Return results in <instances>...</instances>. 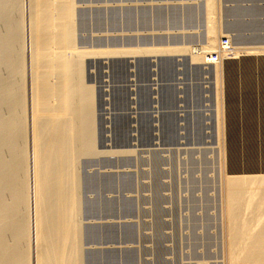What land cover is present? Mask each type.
<instances>
[{
    "label": "rangeland",
    "instance_id": "374dc122",
    "mask_svg": "<svg viewBox=\"0 0 264 264\" xmlns=\"http://www.w3.org/2000/svg\"><path fill=\"white\" fill-rule=\"evenodd\" d=\"M39 1L40 4L45 2V5L42 4L43 9H41L42 5H38ZM39 1L0 0V125L4 123L1 126L7 127L5 130L6 133L9 132L7 135L14 130L10 135L12 140L6 139L9 137L6 136V133L0 136V139L4 140H0V148L6 145L4 148L7 149L1 148L3 150V157H1L3 166L7 168L10 164L8 168L10 173H4L2 179L3 182H7L11 178L10 175H14V180H17L24 187L21 189V185H16L17 182L15 181L14 189H16L13 190V185L9 181L10 183L5 184L11 185V188H8L9 191L12 190L13 195V192L15 194V191L19 190L20 193L17 191L19 194L16 193V197L13 195L18 198L19 203V200L23 198V195L20 196L21 191H24L22 194L30 195V192L27 191L28 182L36 179L37 169L29 168V164L24 162L18 165L16 160L24 161V159H20L21 154H23V158H28L24 154L25 151L29 156L25 162H29L30 155L33 153L35 156H40L42 162L44 155L41 153H46V151H41L48 150L55 144L61 133L59 129L64 120L70 121L73 117L71 124L79 126V123H76L80 122L81 127H84L86 116L82 115L87 113V117L90 118H87L86 123L91 125L90 127L88 124L92 135L90 133L83 134L81 135L82 140H79V136L72 137L71 146L74 144L75 146L71 150L76 152L79 148L80 150L87 149L88 144L92 149L77 151L76 153L80 156L70 151L64 156V162L62 161L64 164L70 163L71 168L74 169V171L72 169L74 173L71 172L72 175L74 174L72 192L73 195L75 194L74 204L77 212H74L73 215L76 217L73 216V218L77 219H75L77 224L72 223V230L74 229V232L78 233L80 264H228L229 220L225 182L226 175H229L230 171L228 165L225 166L228 162L225 147L227 144L226 141L223 142L226 140V135L222 134V130L225 128V124H222V120L225 119L222 100L224 101V92L236 82L238 77L236 72L232 73L234 70L231 68L232 71L229 68L218 70L217 65L221 63V54L219 63H207L206 61H211L210 58L213 54L219 52L224 38L230 40L233 48L231 53L234 51L236 54L256 53L258 51V53H264V0H215L217 2L212 0L214 6L217 4L212 11L215 16L208 12L207 0H55L59 5L56 3L53 5L51 3L53 0ZM48 1L53 7H50V4H48L50 6H46ZM33 5L37 6L38 11L41 9V13H59L57 14L58 17L55 15V19L53 16L52 19L51 16L43 14L45 16L43 18L44 16L39 14L40 18ZM47 9L49 13H47ZM53 9L55 13L52 12ZM57 10L59 11L56 12ZM35 13L38 15H36L37 17ZM208 16L211 18L210 21ZM36 21L40 23L41 27L43 26L42 29L40 26L38 27L39 24L37 22V25ZM46 21L52 23L49 22L51 23L49 24ZM213 23L212 26L217 30L218 45H216L217 49L210 50L207 49L210 37L208 28ZM33 28L35 29L33 33L35 31L36 36L31 31ZM49 29L51 33L53 29L54 36L53 33H49ZM58 33H61L62 39L58 38ZM46 36L49 38H45ZM31 37H34L33 40ZM42 37L48 41V45L47 41L42 40L41 42ZM38 42L39 44H37ZM57 45L59 47L54 48ZM32 47L40 57L35 54ZM44 49L47 50L44 51ZM41 50L46 53L48 51L50 56L46 54L44 57V53L42 59ZM195 51L202 53V56L205 55L206 61H193ZM53 53L55 54L53 55ZM51 54L58 63L55 60L53 62L49 60L54 59ZM45 58L50 62L43 63ZM60 61L62 63H59ZM46 63L48 65L44 68ZM52 63L54 64L52 65ZM38 64L41 66L39 67ZM49 64H51L50 67ZM35 65L39 67L38 70L35 69ZM47 69L50 72V74L48 72L49 75ZM37 72L44 73L45 76L39 73L38 75L42 77H38ZM33 73L36 75L35 78H32ZM51 73H55L57 79ZM44 77L46 78L44 79ZM36 78L39 80L35 81ZM43 79L44 81L47 79L48 84L47 82L43 83ZM58 79L59 81H57ZM60 79H62V83L64 80L66 82L63 89L62 84H59ZM51 80L56 83L53 82V84L50 82ZM41 81L43 82L39 85ZM34 82L36 83L33 85ZM37 85L40 86V88L37 87L40 93L42 92L41 85L46 86H44L43 93H39L40 96L38 95L39 90L35 88ZM66 87L67 89H64ZM46 88H49V94L54 93V91L58 93H54L53 96L51 93L49 96L46 93ZM53 88L55 89L52 91ZM32 90L37 92L35 97H32L34 93ZM64 90L69 93L65 94ZM80 90L84 93L89 90L90 93L87 92V95L91 96L90 101L87 102V98H83L86 94ZM73 91H77L79 94L76 95L75 93V97ZM80 92L83 94L79 98ZM45 93L49 99L55 101L49 102L50 100H48L44 105L41 104L44 109L49 108L50 111L57 109L59 102V110L65 108L64 105H66L69 113H73L68 115V110L61 109V114L55 119L57 123L54 120L52 124L54 125L52 126L53 129L56 126L55 131L58 134L54 131L49 136L45 134L44 138H40L41 136L38 138V133L34 131L35 128L38 126L37 130H39L43 127L41 124H46L45 126L48 127L46 122L49 117L36 118L40 121L38 123L32 118V110L42 106L36 104L35 106L39 107H33L32 105L35 104L34 101L36 102L37 98ZM56 95L62 99L54 98ZM62 95H65L67 98L64 99L69 102L63 103ZM70 95H73L72 100L69 99ZM87 95L85 97H88ZM82 100H86L83 105ZM48 103H51V107L46 105ZM77 104L79 107L81 106L82 110L76 106ZM44 106H48V108ZM83 106L89 108L83 110ZM76 110L77 114L84 111L82 115L80 114L83 119H80L85 122L76 120L79 117L76 115ZM65 114L67 117L69 116V119ZM61 115L65 119H62ZM34 121L38 124L35 125V128L33 127ZM78 126L72 127L79 128ZM10 128L12 129L11 132L7 130ZM32 130L35 132L34 134H32ZM12 135L14 136L11 137ZM32 135H36V137ZM51 137L55 141H51ZM84 137L88 139H84ZM37 138L41 139L38 140L40 145H37ZM76 138L80 143L77 142ZM13 141L16 143H12ZM84 144L86 145L84 146ZM8 145L10 146L8 147ZM33 145L35 147L37 145V148L39 146L38 149L45 147L40 150L37 148L33 150ZM35 150L40 153L35 154ZM12 153L14 155L16 153V155L14 156ZM33 155L32 157H34ZM12 156L16 159L12 160ZM47 156L49 155H45L47 160L43 159V169L46 168V161H52L51 157ZM38 159L36 167L39 170L42 164L38 163ZM50 162L47 165H51ZM62 162L59 161V165H63ZM72 162L74 163L72 164ZM13 163L21 166V169L18 168L20 171L16 170ZM11 168H15L13 173L10 171ZM25 169L30 174L26 173L31 179L24 174ZM6 176L10 177L7 179ZM26 179L27 188L26 183L24 186ZM7 187L2 188L0 192L2 193L1 197L5 198H2L3 204L10 206L13 203L12 199L16 202L17 200L11 199L13 196L8 193ZM39 191L41 193L42 190ZM40 193H38V197ZM29 198L24 195L22 201L25 199L29 203ZM22 201V205L23 203L25 205L26 203ZM21 203L19 205L21 207L18 208V206V212H16L20 220L17 218L19 225H16L19 227L15 226L12 229L16 228L18 232L21 229L19 233L24 232L26 237L30 236V240L27 238L25 241L26 237L23 234L22 238L18 232H14L18 233L20 239L26 243L21 244L23 240H19L20 243L16 242V236H14L15 240L12 239L14 237H12L13 232L11 231L14 230L11 229L9 231L12 234L5 235L4 241L6 240V244L11 247L19 243L20 250L26 247L25 250L21 251L23 256L30 251L38 254L36 256L38 257L40 252L41 255L43 254L45 248L41 247V240L39 241L34 235L40 221L38 214L45 211L42 209L44 204L41 201V206L40 200H38L36 203L33 202L34 204L30 202L26 206L23 205L28 207L32 203L27 211L31 210V216L32 213L33 216L37 213V217L34 216L37 221L35 229L34 217L32 218L27 214V211L25 213L26 208L23 209L24 212L22 211ZM13 206L14 204L10 207ZM19 210L31 218L29 222L28 216V219L22 220L26 216L22 215V217ZM33 211L37 212L34 214ZM21 221L24 223L23 227L20 226ZM27 222L31 227L33 226L32 229L29 226L28 232L24 229ZM31 231L32 233H30ZM33 233L35 234L32 235ZM35 240L40 242V246L39 243L36 244ZM28 241L32 244L29 245ZM34 246L35 248L39 246L40 248L37 249H43V251H36ZM31 248L33 251L30 250ZM30 252L29 256L26 255V257L28 259L31 257L30 260L36 264V261H33L35 254L33 256ZM30 260L29 263L28 260L26 262L30 264Z\"/></svg>",
    "mask_w": 264,
    "mask_h": 264
},
{
    "label": "bare ground",
    "instance_id": "6f19581e",
    "mask_svg": "<svg viewBox=\"0 0 264 264\" xmlns=\"http://www.w3.org/2000/svg\"><path fill=\"white\" fill-rule=\"evenodd\" d=\"M39 1V0H38ZM49 1H51V0H49ZM48 1V2H49ZM55 0H53V1H51V3L53 4V3H56V1L54 2ZM59 1H61V0H59ZM62 1H65V0H62ZM19 2V1H18ZM44 2V1H43ZM47 2V1H46ZM58 2V1H57ZM214 2H217V1H215L214 0ZM214 2L212 1V0H207V5H208V7L207 8H209V10H208V12L209 13H211L212 14V11H213V8H215V6L217 5L216 3V5L214 6ZM42 3V2H41ZM61 3V2H60ZM66 3V2H65ZM36 4V3H35ZM43 4V3H42ZM42 4H40V1H39V4L38 5H42ZM48 4H50V2L49 3H46V6L48 5ZM59 5V3H56V5ZM63 4V3H62ZM37 5V4H36ZM36 5H33V8H34V6H35V10L36 11H38L37 9H36V7L38 6H36ZM43 5H45V2H44V4ZM43 5L41 6V9H43L42 7H43ZM51 5V4H50ZM50 5H48V6H50ZM54 5V4H53ZM53 5H51L50 7H53ZM56 5H55V7H56ZM67 5H68V3H67ZM60 6H62L61 4H60ZM64 7V6H63ZM66 7V6H65ZM17 8V7H16ZM39 8V7H38ZM48 8V7H47ZM39 10L38 11V15L40 14H46L45 12L44 13H41L42 12V10ZM44 9H46V8H44ZM50 9V8H49ZM56 9V8H55ZM59 10H60V8H59ZM59 10H57L56 12H58ZM62 10V9H61ZM35 11V12H36ZM41 11V12H40ZM45 11V10H44ZM51 11V10H50ZM55 10L53 9L52 10V12H54ZM69 11V10H68ZM215 11V10H214ZM3 12V11H2ZM40 12V13H39ZM62 12V11H61ZM252 12V11H251ZM7 13V12H6ZM47 13H49V11H48V9H47ZM55 13V12H54ZM63 14H64V12H62ZM214 13V12H213ZM50 14H53V13H49V14H46L45 16H51V18H52V16H53V18L55 17V15H57V14H59V13H56V14H53V15H50ZM61 14V13H60ZM73 14V13H72ZM215 14V13H214ZM10 15V14H9ZM14 15V14H13ZM37 14L35 13V16H36ZM37 15V16H38ZM39 15V16H40ZM213 15V14H212ZM36 16V17H37ZM44 16V15H43ZM45 16L43 17V18H45ZM210 16V15H209ZM209 16H208V20L210 19L211 20V18H209ZM213 16H215V15H213ZM56 17H58V15L56 16ZM40 18H41V16H40ZM47 18V17H46ZM52 18V19H53ZM51 19V20H52ZM55 19V18H54ZM216 19V18H215ZM48 20V19H47ZM50 20V19H49ZM65 20V19H64ZM71 20V19H70ZM209 20V21H210ZM21 21V20H20ZM39 21V20H38ZM38 21H36V24H37V22ZM56 21V20H55ZM66 21V20H65ZM208 21V22H209ZM214 21V20H213ZM26 22V21H25ZM34 23H35V20L33 21ZM44 22V21H43ZM47 22V21H46ZM49 22H51V21H49ZM49 22H47V23H49ZM216 22V21H215ZM20 23V22H19ZM18 23V24H19ZM33 23V24H34ZM52 23V22H51ZM51 23H49V24H51ZM54 23V22H53ZM58 23V22H57ZM60 23V22H59ZM210 23V22H209ZM211 23H212V21H211ZM3 24V23H2ZM12 24V23H11ZM36 24H34L35 26H36ZM39 24V25H38ZM38 27L40 26V23L38 22ZM65 24V23H64ZM67 24H69V23H67ZM42 25V24H41ZM44 25H45V22H44ZM53 25V24H52ZM212 25H214V23L213 24H211L210 25V28H208V35L210 36L209 37V47L207 48V49H210V50H215V49H217V46L216 45H218L217 44V30L214 28V26H212ZM257 25V24H256ZM33 26V25H32ZM31 26V27H32ZM46 26H47V24H46ZM49 26V25H48ZM57 26V25H56ZM64 26V25H63ZM34 27V26H33ZM38 27H37V29H38ZM43 27V26H42ZM42 27L40 26V28L42 29ZM67 27H69V26H67ZM66 27V28H67ZM47 28V27H46ZM49 28V27H48ZM53 29L55 28V26L54 27H52ZM61 28H63V27H61ZM50 29H51V26H50ZM49 29V33H51V30ZM53 29H52V33L54 32L53 31ZM33 30H35L34 28L31 30L32 31V33H33ZM56 30H57V28H56ZM55 30V31H56ZM67 30V29H66ZM16 31V30H15ZM14 31V32H15ZM40 30L38 29V32H39ZM43 31H44V29H43ZM37 32V31H36ZM34 33H35V31H34ZM33 33V34H34ZM45 33H46V31H45ZM49 33H47V35L49 34ZM51 33V34H52ZM68 33V32H67ZM5 34V33H4ZM17 34V33H16ZM36 34H38V33H36ZM43 34V33H42ZM56 34H57V31H56ZM60 34L61 33H58V38L60 37ZM74 34V33H73ZM30 35H32L31 33H30ZM35 35V34H34ZM33 35V36H34ZM40 35V34H39ZM38 35V36H39ZM44 35V34H43ZM43 35H41V36H43ZM46 35V34H45ZM50 35V34H49ZM63 35V34H62ZM61 35V36H62ZM68 35V34H67ZM7 36V35H6ZM36 36V35H35ZM53 36H54V33H53ZM52 36V37H53ZM69 36V35H68ZM49 38V36H46L45 38ZM51 37V36H50ZM64 37H65V35H64ZM14 38V37H13ZM34 38V37H33ZM33 38L31 37V39L33 40ZM39 38H41V37H39ZM43 39H41V42H42V40L45 42V41H47L44 37H42ZM61 38V37H60ZM59 38V39H60ZM45 39V40H44ZM58 39V40H59ZM62 39V38H61ZM31 40V41H32ZM35 41L37 40V39H34ZM40 40V39H39ZM50 40V39H49ZM52 40H54V39H52ZM57 40V41H58ZM70 40V39H69ZM51 41V40H50ZM55 41V40H54ZM57 41H56V43H57ZM62 41V40H61ZM68 41V40H67ZM66 41V42H67ZM245 41V40H244ZM69 42V41H68ZM16 43V42H15ZM47 43V45L49 44L48 43V41L46 42ZM46 43H43V44H46ZM52 43H53V41H52ZM37 44H39V42L37 43ZM67 44V43H66ZM243 44V43H242ZM21 45V44H20ZM32 45H33V43H32ZM34 45H35V42H34ZM42 45V44H41ZM53 45V44H52ZM64 45H65V43H64ZM222 45V44H221ZM229 45L231 46V43H230V40H229ZM262 45V44H261ZM37 46H39V45H37ZM44 46V45H43ZM54 46V45H53ZM52 46V47H53ZM66 46V45H65ZM68 46H69V44H68ZM71 46V45H70ZM41 47V46H40ZM49 47H51L50 45H49ZM57 47H59L58 45L56 46V47H54V48H57ZM60 47H61V45H60ZM248 47V46H247ZM254 47V46H253ZM258 47V46H257ZM33 48V47H32ZM43 48V47H42ZM41 48V49H42ZM48 48V47H47ZM53 48V49H54ZM250 48V47H249ZM34 49V48H33ZM73 49V48H72ZM205 49H206V47H205ZM255 49H257V48H255ZM258 49H260V48H258ZM257 49V50H258ZM263 49V48H262ZM1 50V49H0ZM37 50H38V48H37ZM43 50V49H42ZM41 50V51H42ZM47 50V49H46ZM45 49H44V51H46ZM55 50V49H54ZM66 50V49H65ZM34 51H35V49H34ZM204 51H206V50H204ZM208 51V50H207ZM206 51V52H207ZM261 51V50H260ZM38 52H40L39 50H38ZM210 52V51H209ZM236 52H238V51H236ZM240 52V51H239ZM255 52H256V50H255ZM259 52V51H258ZM258 52H256V53H235V51H234V53H228V52H225L224 50H222L221 52H216V53H218V55H219V59L217 60V61H214V59H213V57H214V55L210 58V60L211 61H206V59H205V55L204 56H202V53H199L198 51L196 52H194L193 53V61H200V60H203L204 62L206 61L207 63L208 62H213V63H219V60H220V54H221V63H220V65H217L218 66V70L219 69H221L222 68V70H226V69H233L234 70V72L232 71V73H235L236 75H237V77H238V79H236V82H234L230 87H229V89L226 91V92H224L225 94H224V101L222 100V104L224 105V118L225 119H223L224 120V123H223V120H222V124L224 125L225 124V128L223 127V126H221V128H224L223 130L225 131V133H224V131L222 130V134H225L226 135V140H224V137H223V142H225L226 141V151H227V153H226V157H227V164L225 165V166H227L228 165V169H229V164H230V162H231V164L233 165V167H239L241 170H239V169H234V170H229L230 171V173H229V175H226V190H225V192H226V200H227V206H228V211H227V215H228V220H229V225H228V257H229V261H228V264H264V53L262 52H260V53H258ZM41 53H43V54H41L42 56H41V58L44 56V53H45V56L44 57H46V54H49V55H47V56H50V53H48V51H47V53L46 52H41ZM32 54H33V52H32ZM35 54L36 55H38L37 54V52L35 51ZM55 53H53V55H54ZM62 54V53H61ZM204 54V53H203ZM215 54V53H214ZM66 55V54H65ZM229 55H231V57L229 56ZM33 56V55H32ZM39 57H40V55H38ZM51 56H52V54H51ZM33 57H35V55L33 56ZM38 57V58H39ZM43 57V58H44ZM62 57V56H61ZM64 57V56H63ZM38 58H36L37 60H38ZM40 58V59H41ZM42 58V59H43ZM52 58H54V59H49V60H52V62H53V60H55L56 58L55 57H53L52 56ZM77 58V57H76ZM81 58V57H80ZM32 59H34V58H32ZM31 59V60H32ZM41 59V60H42ZM40 60V61H41ZM49 60H47L46 58L44 59V61H43V63L44 62H46V61H49ZM72 60V59H71ZM33 61H35V60H33ZM39 61V62H40ZM22 62V61H21ZM50 62V61H49ZM55 62H56V60H55ZM5 63H6V61H5ZM36 63H37V61H36ZM35 63V64H36ZM56 63H58V62H56ZM59 63H62L61 61L59 62ZM65 63V62H64ZM75 63V62H74ZM17 64V63H16ZM54 63H52V65H53ZM33 65V64H32ZM37 65V64H36ZM35 65V69L36 70H38V68L41 66V65H39L38 64V66H36ZM45 65V67L44 68H46V65H48L47 63L46 64H44ZM44 65H42V66H44ZM50 65L51 64H49V67H50ZM68 65V64H67ZM77 65V64H76ZM22 66H23V64H22ZM57 66H59V65H57ZM43 68V67H42ZM54 68V67H53ZM55 68H56V64H55ZM59 68V67H58ZM57 68V69H58ZM34 69V70H35ZM52 69V68H51ZM63 69H65V68H63ZM216 69H217V67H216ZM32 70H33V67H32ZM43 70H45V69H43ZM48 70V69H47ZM46 70V71H47ZM41 71H42V69H41ZM55 71V70H54ZM53 71V72H54ZM57 71V70H56ZM7 72V71H6ZM34 72V71H33ZM43 72H45V71H43ZM48 72H49V70L47 71V74H48ZM52 72V71H51ZM67 72V71H66ZM65 72V73H66ZM75 72V71H74ZM40 73V72H39ZM38 72H37V76L38 77H40L42 74V76H45L44 75V73H40L41 75H38L39 74ZM71 73V72H70ZM69 73V74H70ZM226 73V72H225ZM228 73V72H227ZM49 74H50V72H49ZM48 74V75H49ZM55 74V73H54ZM53 73H51V75H53V76H57L56 74L54 75ZM60 74V73H59ZM62 75V74H61ZM68 75V74H67ZM71 75V74H70ZM227 75V74H226ZM233 75V74H232ZM18 76V75H17ZM35 76L36 75H34V73H33V77L32 78H35ZM41 76V77H42ZM52 76V78H54ZM59 76V75H58ZM46 77H47V75H46ZM46 77H44V79L46 78ZM49 77H51V76H49ZM61 77V76H60ZM15 78V77H14ZM68 78H70V77H68ZM44 79H43V81H44ZM55 79H57V77L55 78ZM64 79H66L65 77H64ZM37 80H39V79H37L36 78V80L35 81H37ZM61 81H60V83L59 84H62V89H63V85H64V83H66L65 82V80H64V83H62V79H60ZM67 80H69V79H67ZM34 81V80H33ZM32 81V82H33ZM43 81H41L40 83H39V85L43 82ZM56 81V80H55ZM57 81H59V79L57 80ZM235 81V80H234ZM39 82V81H38ZM37 82V83H38ZM45 82H47V79H46V81H44L43 83H45ZM50 82H54V81H50ZM233 82V81H232ZM36 82H34L33 83V85L35 84ZM54 83H56V82H54ZM53 83V84H54ZM47 84H48V82H47ZM51 84V83H50ZM58 83H57V85H59ZM32 85V86H33ZM39 85H37L35 88L36 89H38L37 87H39L40 88V86ZM46 85V84H45ZM45 85H41V88H42V92L41 93H43V89H45ZM15 86V85H14ZM43 86V87H42ZM45 86V87H44ZM49 88H50V86L49 85H47ZM51 86H52V84H51ZM61 86V85H60ZM74 86V85H73ZM228 86V85H227ZM52 87H54V86H52ZM49 88L47 89L46 88V90H47V92L46 93H48L49 94V92H48V90H49ZM69 88V87H68ZM76 88V87H75ZM79 88V87H78ZM13 89H15V88H13ZM33 89V88H32ZM51 89V88H50ZM55 88H53L52 89V91L54 90ZM56 89H58L57 87H56ZM61 89V92L63 91ZM64 89H67V87L66 88H64ZM71 89H72V87H71ZM39 90V89H38ZM45 90V91H46ZM75 90V89H74ZM82 90V89H81ZM80 90V91H81ZM14 92H15V90H13ZM33 91V90H32ZM35 91V90H34ZM33 91V92H34ZM60 91V90H59ZM67 91V90H66ZM65 90H64V92H65V94L66 93H69L68 91L66 92ZM69 91H71V90H69ZM79 91V90H78ZM89 91V90H88ZM87 91V92H88ZM224 91H225V89H224ZM32 92V93H33ZM51 92V91H50ZM57 91H54V93H56ZM60 92V93H61ZM74 92V91H73ZM81 92H83L84 93V91H81ZM80 92V93H81ZM86 92V91H85ZM87 92L86 93H84V94H86L87 95ZM35 93V92H34ZM33 93V95H32V97L35 95L36 96V93L34 94ZM39 93H40V90L38 91V95H39ZM40 93V94H41ZM42 94V96L41 97H39V98H37L36 99V102L34 101V105H32L33 107H39V106H35L36 104H38V105H40V106H42V107H40V108H36V110H32V118L33 119H35V120H37V119H39V118H42V117H49V119H51V120H49V119H47L48 121L46 122L47 123V126L48 127H46L45 125H43V124H41L43 127H41L39 130H37V127L35 128V125H38V124H36V122H35V124H33L34 126V128L36 129V130H34L33 129V127H32V129L36 132V133H38L37 134V136H38V138H39V136H41L40 138H42L45 134H47L48 136L50 135V133H52V132H54L57 128H56V126H55V128L53 129V127L52 126H54V125H52L53 124V121L59 116V114H61V109H63L64 107H63V104H62V107L63 108H61L60 110L58 109V108H60L59 106H58V104H59V102H58V104H57V109H54V110H52V111H50V110H48L49 108H48V106H50L51 107V103L49 104H46V105H48V106H46L48 109L46 110V109H44L43 108V105L45 104V102H47L48 100H50L49 102H51L52 100H54V99H49V96H50V94L52 93H50L49 94V96L47 95V94ZM54 93H52L51 95L53 96L54 95ZM58 93V92H57ZM75 93H76V95H78L77 94V91L76 92H74V95H75ZM83 93H81V95H79L78 97L80 98V96H82V94ZM88 93H90V92H88ZM7 94V93H6ZM5 94V95H6ZM70 94H72L71 92H70ZM226 94H228V104H227V102H226ZM59 95V94H58ZM68 95V94H67ZM76 95H75V97H76ZM85 95V96H86ZM34 96V97H35ZM51 96V98H53ZM60 96H61V94H60ZM60 96H55L54 98H60ZM63 96V99L66 97L65 95H62ZM73 96V95H72ZM71 95H70V98L69 99H71L72 100V97ZM85 96H83V98H87L86 100H87V102L88 101H90V97L88 96V97H85ZM19 97V96H18ZM2 98V97H1ZM15 98V97H14ZM67 98V97H66ZM35 99V98H34ZM33 99V100H34ZM60 99H62V98H60ZM68 99V100H69ZM14 100V99H13ZM33 100H32V102H33ZM85 100V101H86ZM55 101V100H54ZM57 101H59V99H57ZM85 101H83L82 100V105H83V102H85ZM24 102V101H23ZM53 102V101H52ZM63 103H65V102H69V101H66L65 99H64V101H62ZM71 102V101H70ZM224 102V103H223ZM26 103H28V102H26ZM57 103V102H56ZM90 103V102H89ZM33 104V103H32ZM41 104H43V105H41ZM60 104H61V102H60ZM69 104V103H68ZM71 104V103H70ZM75 104V103H74ZM73 104V105H74ZM80 104V103H79ZM23 105V104H22ZM52 105H53V103H52ZM56 104H54V106H55ZM87 105V104H86ZM222 105V106H223ZM25 106V105H24ZM61 106V105H60ZM65 106V108L64 109H66V110H68V112H67V114L69 113V109H67L66 108V105H64ZM67 106H70V105H67ZM75 106V105H74ZM76 106H78V104L76 105ZM1 107V106H0ZM45 107V106H44ZM45 107V108H46ZM56 107V106H55ZM79 107V106H78ZM17 108V107H16ZM53 108V107H52ZM71 108V107H70ZM84 108H89V107H87V106H83V110H84ZM228 108V109H227ZM51 109V108H50ZM72 109V108H71ZM70 109V110H71ZM75 109H77V108H75ZM79 109H81V106L79 107ZM73 110H74V108H73ZM72 110V111H73ZM82 110V109H81ZM89 110V109H88ZM227 110H228V115H227ZM61 111V112H60ZM75 111V110H74ZM86 111H87V109H86ZM85 111V112H86ZM221 111V110H220ZM16 112V111H15ZM66 112V111H65ZM64 112V113H65ZM79 112H80V110H79ZM84 112V111H83ZM83 112L81 111V115L83 114ZM6 113V112H5ZM73 112H71V113H69L68 115H70V114H72ZM91 113V112H90ZM89 113V114H90ZM221 113H223L222 111H221ZM80 114H77V110H76V115H78L79 117H78V119H80V118H82V116H86L84 119H86L85 121L87 122V120L90 118V117H87V113H84L85 115H82V116H80ZM9 115V114H8ZM17 115V114H16ZM74 115V114H73ZM72 115V116H73ZM65 116H66V114H65ZM75 116V115H74ZM89 116H91V115H89ZM222 116H223V114H222ZM61 117H62V115H61ZM67 117V116H66ZM69 117V116H68ZM67 117V118H68ZM77 117V116H76ZM15 118V117H14ZM37 118V119H36ZM60 118V117H59ZM64 117H62V119H63ZM73 117H71V119H72ZM88 118V119H87ZM92 118V117H91ZM223 118V117H222ZM43 119V118H42ZM61 118H60V120L63 122V120H62ZM65 119V118H64ZM69 119V118H68ZM71 119H70V121H66V120H64V122L62 123V125L60 126V135L58 136V138H57V140L55 141L54 140V138H53V140L55 141V144H49L50 146H51V148L49 147L48 148V150L47 149H44L43 151H41V152H44V151H46V153H41L42 155H44V156H42V158L44 159H48V158H46L45 157V155H49L50 157H51V159H52V161L50 162V164L51 165H47V163H49L48 161H46L47 163H46V165H45V169H43L44 167H43V159H42V162H41V157L39 156H35V155H33L32 153V155L34 156V157H32V155H30L31 156V158L29 159V162H25L26 161V159H28L29 158V156H28V154H26L25 153V151H24V154L25 155H27V157L28 158H23V154H21L22 155V157H21V155H18L19 157H21L20 159H24V161H22V162H20L19 161V159L18 160H16V162H18V165H21L20 163H28L29 164V168L30 167H34L33 169H37L36 170V172L37 173H35V171L34 170H32V171H34V173H35V176H36V179H34L33 178V176H32V179H34V180H30L29 181V178L31 179V177H29V173H27L26 171V169H25V175L26 176H28L29 178H28V181L30 182H28V188H27V179H26V182L24 181V186H25V183H26V188H27V191L28 192H30V195L29 194H22V192H24V191H21V194H20V196L21 195H23L22 197L24 198V195H26V197L28 198V197H30L29 199V203L27 202V201H25V199H24V201H22L23 200V198L21 199V198H19V199H21V200H19L20 201V203H21V201L22 202H25L26 204L24 205V203H23V205L24 206H26L27 204H30V202H35L36 203V201H38V200H40V204H41V201L43 202V204H44V208L42 207V209L44 210L45 209V211L43 212L42 211V213L40 214H38V218H39V225H38V228L36 229V218L34 217V216H36L37 217V213L35 214V212H37V211H33L34 212V216H33V213H32V216L30 215L31 214V210L28 212L27 210V208L28 207H31V205H32V203H31V205L30 206H28V207H24L23 205H22V203H21V205L23 206V208H21L22 209V211H23V209H25L24 211H25V213H26V211L28 212L27 214H29L32 218L34 217V220H35V225H34V228L37 230V232H36V234L35 233H33L32 235H34V236H36V238L40 241L41 240V247L43 248H45V250L43 251V249H37V248H40L39 246H40V242L38 241L37 242V240H35L37 243L36 244H38L39 243V246H37V248H35V244H34V242H33V244L35 245L33 248H35V249H37L36 251H38V250H40V251H43L42 253V255H41V252L40 251H38V252H40L39 253V256L38 257H36L38 254H35V253H31L29 250H26V251H29L30 253H31V255H33V254H35V256L33 257L34 258V260L33 261H36V264H80V252H79V249H80V247H79V238H78V233H75L74 232V229L72 230V223H76L75 221L77 220L76 218V220L73 218V216L74 217H76V215H73V214H75L74 212H77L76 210H75V204H74V195H73V188H72V185H74V184H72V183H74L73 181H72V178H73V175H72V173L71 172H73L74 171V169L73 168H71L72 166L70 165V163H68V164H64L63 162V158H64V156H66V154L68 153V152H75L74 150L72 151L71 149H72V147L73 146H75V144L74 145H72L71 146V140H72V137L74 138V137H76V136H79L80 137V139L79 140H82V138L83 137H81V135H83V134H85V135H87L88 133H90L91 134V130H90V128H89V123H86L85 121H83L82 119H80V120H78V119H76L77 121H83V122H85L83 125H84V127H81V124H80V122H77L76 124H78L79 123V126L78 125H73V124H71L70 122H72L71 121ZM93 119V118H92ZM227 119L229 120V123H230V132H229V135H228V133H227V123H226V121H227ZM17 120V119H16ZM15 120V121H16ZM14 121V120H13ZM38 121V120H37ZM49 121H50V123H49ZM58 122H59V119L57 120ZM66 121V122H65ZM75 121V120H74ZM73 121V122H74ZM92 121V120H91ZM12 122V121H11ZM40 121H38V123H39ZM43 122V121H42ZM45 122V121H44ZM55 123H57L56 122V120L54 121ZM76 122V121H75ZM3 123V122H2ZM48 123H49V125H48ZM54 123V124H55ZM4 124V123H3ZM3 124H1V125H3ZM89 124V125H88ZM92 124V123H91ZM0 125V126H1ZM13 125V124H12ZM17 125V124H16ZM55 125H57V124H55ZM22 126V125H21ZM58 126V127H59ZM72 126H78L79 128H80V130H78L79 128H77V130H74V129H76V128H73ZM3 126H1L0 127V136H3L6 132H5V130H6V128H5V126L2 128ZM16 127V126H15ZM27 127V126H26ZM39 127H40V125H39ZM90 127H91V125H90ZM5 128V129H4ZM17 128H19V127H17ZM25 128V127H24ZM21 129V128H20ZM7 130H12L11 128L10 129H7ZM19 130V129H18ZM33 130H32V132H33ZM90 130V131H89ZM16 131V130H15ZM29 131V130H28ZM89 131V132H88ZM11 132V131H10ZM13 132H14V130H13ZM13 132H11V134L13 133ZM19 132V131H18ZM17 132V133H18ZM35 132H33L32 134H34ZM9 133V132H8ZM8 133H6V136H9V137H6V136H4V137H6V139L8 138H10V135L11 134H9V135H7ZM49 133V134H48ZM55 133L56 134H58L56 131H55ZM29 134V133H28ZM54 134V133H53ZM92 135V134H91ZM14 135H12L11 137H13ZM33 137L35 136L36 137V135H32ZM46 136V135H45ZM55 136V135H54ZM53 136V137H54ZM56 136V137H57ZM32 137V138H33ZM56 137H55V139H56ZM229 137H230V140H229ZM37 138V142H38V140L40 141L41 139H38ZM44 138V137H43ZM46 138V137H45ZM86 137H84V139H85ZM15 139V138H14ZM18 139V138H17ZM86 139H88V138H86ZM0 140H3V139H0ZM10 140H12L11 138H10ZM44 141L46 140V139H43ZM52 140V137H51V141H53ZM76 140H77V138H76ZM4 141V140H3ZM50 141V140H49ZM50 141V142H51ZM85 141V140H84ZM83 141V142H84ZM90 141V140H89ZM94 141V140H93ZM77 142H79L80 143V141H78L77 140ZM230 142V149H229V151H228V148H227V146H228V143ZM1 143V142H0ZM3 144H5L4 142H2ZM12 143H16V142H12ZM26 143H27V141H26ZM35 143H36V141H35ZM34 143V144H35ZM40 142H38V144L37 145H40L39 144ZM41 143H43V142H41ZM46 143H47V141H46ZM46 143H44V145H46ZM51 143H53V142H51ZM85 143V142H84ZM88 143V141L86 142V144ZM8 144V143H7ZM78 144V143H77ZM86 144H84V146L86 145ZM37 145H36V147H35V145H33V150L35 149V148H37ZM43 145V146H44ZM47 145H48V143H47ZM46 145V146H47ZM79 145H81V144H79ZM82 145H83V143H82ZM81 145V146H82ZM6 146V145H5ZM4 145H3V147L1 146V148H4L5 147ZM10 145H8V147H9ZM15 146V145H14ZM18 146V145H17ZM41 146H42V144H41ZM26 147V146H25ZM45 147V146H44ZM44 147H41V148H44ZM78 147V146H77ZM1 148H0V152L2 151V154H0V187H1V190L0 191H2V188L4 189L5 188V186L7 187V186H10V187H7V190H8V193H11L10 195H12V190L11 191H9V189L11 188V185H13V190H15L14 189V183H15V181L17 182V180H14L15 179V177L13 178V176L12 175H10L11 176V178H9L10 180V182L7 180V182H3L4 180L2 179V176H4V173H10V172H8V168L10 167L9 165V163H6L8 166H7V168L6 167H4L3 166V161L1 160V157H3V150H7V149H3V150H1ZM14 148V147H13ZM12 148V149H13ZM38 148H39V146H38ZM37 148V149H38ZM40 148V149H41ZM47 148V147H46ZM82 148V147H81ZM84 148V147H83ZM86 148L88 149V148H90V149H92V147L90 146V144H88L87 146H86ZM12 149H9L10 151L12 150ZM31 149H32V147H31ZM36 149V150H37ZM40 149H38V150H40ZM73 149H75V148H73ZM87 149H84L85 151L87 150ZM90 149H89V151H90ZM18 150V149H17ZM32 150V151H33ZM36 150H35V154L37 153V152H39V151H37L36 152ZM81 150H83V149H81ZM80 150V148L79 149H77V151H81ZM83 150V151H84ZM225 150V149H224ZM15 151H16V149H15ZM14 151V152H15ZM76 151V152H77ZM82 151V153H84ZM88 151V150H87ZM225 151V152H226ZM23 152V151H22ZM31 152V151H30ZM30 152H28V153H30ZM75 152V154H78V153H76ZM11 153V152H10ZM17 153H18V151H17ZM40 153V152H39ZM71 154V153H70ZM74 154V155H75ZM225 154V153H224ZM12 155H14V153H12ZM15 155H16V153H15ZM14 155V156H15ZM38 155V154H37ZM79 155V154H78ZM83 155V154H82ZM17 156V157H18ZM49 156H47V157H49ZM75 156H77V155H75ZM80 156V155H79ZM229 156V157H228ZM18 157V158H19ZM24 157H26V156H24ZM37 158H39L40 159V161H39V159H38V163L42 166H40L41 168L38 170V167H36V162H37ZM70 158V157H69ZM225 158V157H224ZM13 159H16L15 157H13L12 156V160ZM72 159V158H71ZM229 159H230V162H229ZM5 160V159H4ZM55 160V161H54ZM76 159H74V161H75ZM62 162L63 163V165H59L60 163H58V162ZM73 161V160H72ZM79 161H80V159H79ZM226 161V160H225ZM1 162H2V164H1ZM13 162V161H12ZM12 162H10V163H12ZM45 162V161H44ZM53 162H54V164H53ZM76 162V161H75ZM30 163H31V166H30ZM37 163V164H38ZM56 163H58V164H56ZM74 162H72V164H73ZM14 165V167H16V170H18V171H20L18 168L20 167V169H21V166H18V165H16L15 163H13ZM45 164V163H44ZM5 165V164H4ZM24 165V164H23ZM6 166V165H5ZM18 166V167H17ZM24 166H28V165H24ZM24 166H22V167H24ZM252 167V168H251ZM25 168V167H24ZM226 168V167H225ZM12 170H10L12 173H13V169H15V168H11ZM72 169H73V171H72ZM15 170V173L17 172ZM30 170V169H29ZM28 170V171H29ZM226 170V169H225ZM224 170V171H225ZM22 171H24L23 169H22ZM11 173V174H12ZM29 174V175H27V174ZM33 173V172H32ZM74 173V172H73ZM18 174V173H17ZM22 174V173H21ZM10 176H8V177H10ZM17 176V175H16ZM19 176V175H18ZM8 177L6 176V178L8 179ZM25 177V176H24ZM3 178H5V177H3ZM18 178V177H17ZM16 178V179H17ZM21 178V177H20ZM26 178V177H25ZM75 179V178H74ZM19 180V179H18ZM19 182H21V181H19ZM8 183H10L11 185H5V184H8ZM16 185H18V186H20L21 185V183H15ZM5 185V186H4ZM3 186V187H2ZM17 186V187H18ZM23 185H21L20 186V188L22 189V188H24V187H22ZM76 187V186H75ZM74 187V188H75ZM9 188V189H8ZM29 189V190H28ZM42 190L41 191V193H40V191L39 190ZM6 190V189H5ZM24 190V189H23ZM19 192V190H16L15 191V194L17 193V195L20 193H18ZM26 191V190H25ZM37 191V192H36ZM76 191V190H75ZM27 192V193H28ZM1 193V192H0ZM38 193H40V195H39V197H38ZM7 194V193H6ZM14 194V192H13V195L16 197V195ZM37 194V195H36ZM1 195H2V193L0 194V264H26L27 262L29 263V260L31 259V257H30V259H28L27 257L29 256L28 254H29V252H28V254L24 251V253H26V255H27V257H26V255L25 256H23V254L21 253V251H23V250H25L24 248H26V247H24V248H22L23 250H20L21 249V247L19 248V243L23 240H21L20 239V237H22L23 238V235L25 234L24 232H22V233H19V232H21L20 230L21 229H19V232L17 231V229L16 228H14V229H12L13 227H15V226H17V225H19V224H17V222H19L20 220H19V216L17 217V214H16V212H18L17 210V207L20 205V203L18 202V198H15L13 195V197H11V199L12 198H15L16 200H17V202L15 201V200H13L12 199V204H10V206L11 205H13L14 204V206L13 207H10L9 205H5V203L3 204V199H5V198H3V197H1ZM27 195H29V196H27ZM4 196V195H3ZM80 196V195H79ZM5 197V196H4ZM3 198V199H2ZM8 199V198H7ZM79 199V198H78ZM27 200V199H26ZM15 201V202H14ZM6 202V201H5ZM80 202V201H79ZM7 203V202H6ZM19 203V205H16V204H18ZM76 203V202H75ZM34 204V203H33ZM35 205H37V204H35ZM34 205V206H35ZM39 205V204H38ZM33 206V207H34ZM41 206H42V204H41ZM21 206H19L18 208H20ZM33 207H32V209H33ZM40 207V206H39ZM78 207V206H77ZM76 207V208H77ZM31 209V208H30ZM34 209H35V207H34ZM79 209V208H78ZM77 209V210H78ZM39 210V209H38ZM75 210V211H74ZM19 211H21V210H19ZM22 211L20 212L21 213V216L22 215H24V216H26L24 219H22V218H20V219H22L23 221L24 220H26V218H27V216L28 215H26V214H23L22 213ZM23 211V212H24ZM39 212V211H38ZM41 212V211H40ZM20 215V214H19ZM78 216V215H77ZM23 217V216H22ZM17 218H18V220H17ZM28 218H29V220H28V222L30 221V217L28 216ZM27 218V219H28ZM38 218H37V220H38ZM73 219V220H72ZM33 220V219H32ZM31 220V221H32ZM72 221H74V222H72ZM28 222H27V230H26V227L24 228L25 229V231H29V226H30V224L28 225ZM21 227H23V225H24V223L21 221ZM17 224V225H16ZM33 224V223H32ZM77 224V223H76ZM80 224V223H79ZM75 225V224H74ZM17 227H19V226H17ZM20 227V228H21ZM31 227V226H30ZM33 227V226H32ZM32 227L30 228V229H32ZM33 228V230L35 231V229ZM74 228V227H73ZM11 229L12 230H14V231H11ZM16 229V230H15ZM76 229H77V227H76ZM75 229V230H76ZM13 232V234L10 232ZM9 231V232H8ZM24 231V230H23ZM14 232H18L19 234H20V237H19V235H18V233L16 234V233H14ZM26 232V233H27ZM77 232H78V230H77ZM9 233V235H10V233L12 234V237H14V236H16V242H19V243H17V245L15 244V246L13 245V243H12V245L14 246H8L6 243L7 242H5L4 241V239H5V235H7ZM24 233V234H23ZM30 233H32V231L30 232ZM23 234V235H22ZM8 235V236H9ZM22 235V236H21ZM26 235V234H25ZM24 235V236H25ZM30 235V234H29ZM32 235H31V237H32ZM82 235V234H81ZM27 236V235H26ZM25 236V237H26ZM34 236H33V238H34ZM9 237H11V236H9ZM29 237L30 236H28V237H26L24 240L26 241V239L28 238L29 239ZM12 239H14L15 240V237L14 238H12ZM35 239V238H34ZM14 240H13V242H14ZM18 240V241H17ZM19 240H21V241H19ZM22 241V243L21 244H23V242H25V241ZM30 240V239H29ZM9 241V240H8ZM34 241V240H33ZM12 242V241H11ZM15 243V242H14ZM26 243V242H25ZM29 245H31L30 243H29V241L27 242ZM9 244V243H8ZM81 244V243H80ZM10 245V244H9ZM24 245H26V244H24ZM43 245V246H42ZM23 246V245H22ZM11 247V248H10ZM27 247H29V246H27ZM32 247V246H31ZM33 248H31L30 250H32L33 251ZM79 248V249H78ZM27 249H29V248H27ZM34 249V250H35ZM36 251H34V252H36ZM37 252V253H38ZM28 260H26L25 258ZM35 257H36V259H35ZM27 261V262H26ZM31 261V260H30ZM27 263V264H28ZM33 264V262L31 261L30 262V264ZM35 264V263H34ZM198 264V263H197ZM202 264V263H201ZM205 264V263H204ZM226 264V263H225Z\"/></svg>",
    "mask_w": 264,
    "mask_h": 264
},
{
    "label": "built area",
    "instance_id": "2783aa9c",
    "mask_svg": "<svg viewBox=\"0 0 264 264\" xmlns=\"http://www.w3.org/2000/svg\"><path fill=\"white\" fill-rule=\"evenodd\" d=\"M221 50H224L225 52H228L229 54L233 51V48L229 45V39L228 38H224L222 40V45H221L219 52ZM213 55H214V57H213L214 61H217L219 59L218 53L215 52V54H213Z\"/></svg>",
    "mask_w": 264,
    "mask_h": 264
},
{
    "label": "water",
    "instance_id": "95a60500",
    "mask_svg": "<svg viewBox=\"0 0 264 264\" xmlns=\"http://www.w3.org/2000/svg\"><path fill=\"white\" fill-rule=\"evenodd\" d=\"M226 102H227V104H228V94H226ZM227 109H228V108H227ZM227 115H228V110H227ZM226 123H227V133H228V135H229V132H230V123H229V120H228V119H227ZM229 140H230V137H229ZM227 148H228V151H229V149H230V142L228 143ZM228 157H229V156H228ZM229 162H230V159H229ZM251 168H252V167H251ZM234 169H239V170H241L239 167H233V165H232L231 162H230V164H229V170L231 171V170H234Z\"/></svg>",
    "mask_w": 264,
    "mask_h": 264
}]
</instances>
